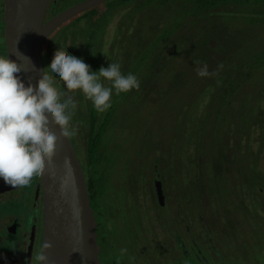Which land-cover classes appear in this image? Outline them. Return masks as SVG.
<instances>
[{
    "label": "trees",
    "instance_id": "1",
    "mask_svg": "<svg viewBox=\"0 0 264 264\" xmlns=\"http://www.w3.org/2000/svg\"><path fill=\"white\" fill-rule=\"evenodd\" d=\"M76 3L65 6L61 0H57L56 3L52 0L51 7L55 13H59ZM102 5L104 6H98L99 8L96 7L81 15L90 19L88 23L93 35L76 38L72 30L80 31L77 21L71 28L64 29V34L58 39H54L57 36L48 39L42 58L44 68L50 66L54 53L59 47L82 58L94 72H98L101 66L107 68L110 63H119L124 74L132 73L140 80L139 90L113 95V103L116 101V105L120 106L126 103H145L148 99H154L153 96H159L161 92L164 99L171 101L173 99L169 90L180 76L187 78L190 74L189 70L197 67L195 60L206 63L209 71H214L218 65L223 64L224 67L217 76L202 78L204 79L202 82L188 78L185 82L190 83V90L183 85L172 90L176 95L182 91L185 101L176 111L178 120H175L170 128L172 132L168 130L173 137L169 146L173 149L178 148V152L173 153V156L191 163L193 169V172L184 173L183 184H191L197 192V218L208 226L207 232H202L201 227H198V234H201V238L198 235L199 239L208 237V243L212 246L210 239L219 240L218 233L216 235L215 232L216 227H220L221 234L227 231L225 220L221 222V218L225 216H219L217 212L224 213L225 208L227 212L230 211L225 195L227 192H233L232 189H235L239 202V205H235V213H233V217L236 218L234 226L241 233L253 232L258 221L264 223V172L260 173L257 170L254 161L258 156L252 154L255 134L253 129L260 128L262 133L259 135V140L264 143V49L258 47L264 31V0H112ZM135 5L140 6L136 11L133 8ZM179 6L181 9L178 12ZM128 7L130 10L125 18L127 24L123 27L118 26L116 33L111 35L107 29L112 17ZM149 7L151 11L148 10ZM164 8L169 9L166 15L162 13ZM1 19L3 23L0 39H3V49L0 50L6 57L5 23L4 18L0 16ZM242 21L248 25L238 24H243ZM67 24L62 28H66ZM236 40L238 42L241 40V43L236 44L240 46L235 47ZM106 42H111L110 48H112L108 55H105ZM248 47H255L254 50L260 48L263 52L250 55L247 51ZM205 49L214 56L212 60L200 55ZM130 51L132 55L128 62L133 66L131 70L125 71L119 57L127 58ZM222 56L225 58L222 59ZM49 74L54 75L51 72ZM59 79L57 74L56 87L65 91L66 85ZM147 82L150 85H147ZM103 83L105 86H110V82L106 80ZM203 83L206 84L199 87ZM155 85H158L156 91ZM153 91L155 92L152 93ZM208 95H210L209 100L203 106L202 100ZM246 100L252 102L249 111L252 116L251 125L242 130L227 129L230 116L236 115L237 110L242 112L241 106ZM112 111L113 106L105 115L101 116L98 112L91 119L87 152L95 165L101 164L104 157L99 148L103 135L96 128L98 125L104 126L105 122L112 118ZM238 116L244 115L239 113ZM244 143L249 148V152L243 148ZM246 155L250 159L249 168L237 171V165L240 166L245 162L237 159ZM249 171L247 178H243L247 181L246 184L236 177L237 174H246ZM95 173L97 172L91 174L87 181L90 197L93 195V198L100 195L96 183L92 186ZM158 173L164 180L163 172L158 171ZM257 173L260 174L258 177ZM250 178L259 181L257 186L260 189L254 188L246 192V189L251 187ZM187 179L191 181L188 182ZM168 181L172 182V179L169 178ZM257 190H260V194L254 195L258 193ZM244 197H250L251 202L261 203L257 209L249 208L244 202ZM204 206L215 214L212 222L208 220L207 213H198ZM258 209H262L263 212H259ZM93 212L98 228L101 224L94 208ZM214 229L215 233H213ZM244 239L251 242L249 234L245 235ZM228 240L226 249L230 252ZM232 242H234L233 238ZM263 249L264 245H262V254H264ZM202 252L208 259L206 252ZM197 257H201V253H197ZM221 258L223 262L227 260L224 250Z\"/></svg>",
    "mask_w": 264,
    "mask_h": 264
},
{
    "label": "rangeland",
    "instance_id": "2",
    "mask_svg": "<svg viewBox=\"0 0 264 264\" xmlns=\"http://www.w3.org/2000/svg\"><path fill=\"white\" fill-rule=\"evenodd\" d=\"M61 1L65 6H69L76 3L78 0ZM3 2L4 0H0V12H2L0 13V16L2 18H4L2 8L4 6ZM103 6L104 5L99 7ZM133 8H135L136 11L140 6L135 5ZM177 9L179 12L181 7L179 6ZM103 10L104 9H102V11ZM129 10L130 7L118 11L117 14L112 17L111 23L107 29L111 35L116 33L118 26L123 27L127 24L125 18L126 13ZM148 10L151 11V7H149ZM162 13L165 15L168 14L169 9L164 8ZM88 20L90 19L84 17L76 20V22L78 21V30H80L78 32L72 30L73 35L76 38H79V36L84 38L93 35L91 34ZM76 22L67 24L68 28L66 26V28L61 27L52 34L50 38L57 36L54 39H58L59 36L61 37L64 34V29L71 28ZM242 22L243 24H238L242 26L248 25L244 21ZM2 23L3 20L1 19L0 36H2ZM107 40L109 39L107 38ZM2 43L3 39H0V49L3 47ZM239 43H241V40L239 42L237 40L234 42L235 45ZM110 46L111 42H108L105 48L107 54L105 55H108V53L112 51ZM237 46L240 45H236L235 47ZM115 47L117 48L118 46ZM258 47L264 49V31L261 34ZM260 48L254 50L255 47H248L247 51L250 55H253L256 52H263ZM0 54L5 57L1 50ZM102 55L104 56L103 53ZM131 55L132 53L130 51L128 52L127 58L119 57L120 62L124 65L123 68L125 71L131 70L133 66V64L131 65V63H129ZM200 55H204L209 60L214 58L208 49H205ZM224 58L225 56H222V59ZM169 72L168 74H170ZM189 73L190 74L187 78L180 76V79L172 85V88L169 90L170 97L173 99L171 101L164 99L162 92L159 96H153L155 97L154 99H148L147 102H143L142 104L126 103L119 106L118 104L116 105V101L114 103L113 100L111 101L113 106L112 118L106 121L104 126L100 127L98 125L96 128L97 130H100L103 135L99 148L103 152L104 157L99 165H95L91 162L90 156L87 152L89 138L88 130L92 116L94 114L97 115L98 111L95 109L92 102L84 96L82 91L69 93V95H72L77 102V109L73 118V123H76L78 126V134L73 137V141L78 149L77 152L84 169L86 180L88 181L90 175L97 172L92 179V186L96 183V188L98 189L97 192H100V195L94 198L92 195L91 198L95 214L101 224V226L97 228L99 243L102 246H108L107 253L118 254L116 258H110L109 260L102 257L103 264L125 263L124 255H120V249L127 248L128 251L126 254H135L138 251L136 250L135 253L133 251L139 245V249L144 250L145 241L147 240L148 242H153L152 246H154V248L152 249V255L154 263L167 264L169 259L165 254L167 253L168 255L173 256V250H178V242L174 241L173 244L171 242L173 235L182 237L183 241L186 242L187 247H189V244H191V238L189 240L187 234L191 232L192 234L197 233V242L208 255V263L210 264H230V260L231 264H244V259H251L254 261V264H264V254H262V245H264V223L258 221L255 230L247 233L251 237V242L244 239V236L247 234L236 230V226H234L236 218L233 217V213H235V205H239V202L238 196L234 192L235 189H232L233 192H227L225 195L226 203L230 205V211L227 212V209L225 208L224 213L220 211L217 212L219 216H225V218H221V222L225 220L227 231L221 234L220 227H216V231L214 229L213 233L216 232V235L218 233L217 237L219 240L214 239L215 241L212 242V246L208 243V237H205L207 240L205 238L199 239V236L201 238V234H198V227H201L202 232H207L208 226L204 224L203 221H198L197 218V192L193 189L191 184H183L184 173L193 172V169L191 168V163L183 161L182 159H176L173 156V153L178 152V148L173 149L169 146L173 138L171 136L172 130H170V128L174 125L175 120H178V114L176 111L179 106H182L183 101H185L182 91L176 95V92H172V90L178 88L180 85L181 87L183 85L184 88L190 90V83L185 82L188 78L197 80V82H202L204 80L197 75L196 68L191 69V71L189 70ZM205 84L206 83L200 84L199 87ZM147 85H150V83L147 82ZM154 88L156 91L158 85H155ZM65 92H67V89ZM209 97L210 95L202 100L203 106L209 100ZM251 104L252 102L249 100L243 102L241 106L242 112H238L237 110L235 111L236 115L230 116L227 129L242 130L244 127L247 128L251 125L250 120L252 119V116L249 113ZM115 105L116 108L114 109ZM108 111L109 109L106 112H100L99 115L103 116ZM239 113H242L244 116L239 117ZM253 130L255 131V134L253 136L252 154L255 157L258 156L254 161L256 163H253L258 167L257 170L260 173H263L264 143L259 140V135L262 132L259 127ZM243 148L249 152V148L246 147L245 143ZM237 160L240 162L245 161L240 166L237 165V171H244L249 168L250 159L248 158V155ZM252 167L254 168L255 166ZM158 171L160 173L163 172L165 176L164 180L158 176ZM249 174L250 171L246 174H237L236 177L240 179V182L246 184L247 181H244L243 178H247ZM259 175L260 174L257 173V177ZM158 177L165 187L164 193L166 192V198L164 202H167L166 206H164V203H162L159 198H156V194L153 192L154 179H157ZM169 178L172 179V182L168 181ZM251 179L253 180L251 181ZM37 180L39 182L38 176H34L31 181L33 182ZM187 181L189 182L191 180L187 179ZM258 182L259 181H256V179L250 178L249 184L251 187L246 189V192L247 190L259 188L257 186ZM257 192L258 193H254V195L260 194V190H257ZM31 194L32 192L30 195ZM19 199L17 198L19 201L15 200L13 203L10 201L7 203L0 202V225L4 224V220L7 218L6 216H9L8 214L14 216H19L23 213L29 214L26 209L30 202L22 199V197ZM250 200V197H244V202L249 208L257 209L261 202H251ZM258 210H260L259 212H263L262 209ZM33 213L34 212L31 213V219ZM198 213H207V218L211 222L215 219V214L205 206ZM150 225H154V230L151 229ZM231 237L235 243L232 242ZM6 238L12 243L15 242L14 236L8 235ZM227 240L230 247L229 254L226 249ZM6 246L7 244L1 241L0 264H21L18 260L20 256H17L16 250L12 251L5 248ZM223 250L226 256H228V259L225 262H220L217 255H221ZM120 258L122 262L120 261ZM187 264L190 263L187 262ZM249 264L253 263L250 261Z\"/></svg>",
    "mask_w": 264,
    "mask_h": 264
},
{
    "label": "clouds",
    "instance_id": "3",
    "mask_svg": "<svg viewBox=\"0 0 264 264\" xmlns=\"http://www.w3.org/2000/svg\"><path fill=\"white\" fill-rule=\"evenodd\" d=\"M48 38L51 39L50 35ZM8 57L0 56V177L13 188L28 186L34 176L43 175L51 165L58 144V136L51 125L58 126L60 135L67 139L78 134V126L73 123L77 102L69 93L82 91L95 109L103 113L111 108L114 94L140 88L138 77L124 74L119 63H110L107 68L101 66L94 72L82 58L63 47L55 51L38 83L25 86L17 75L24 72V68ZM194 63L201 78L217 76L224 67L220 64L216 70L209 71L206 63L200 60ZM57 74L67 92L56 87ZM104 80L110 82V86H105ZM51 248L50 242L43 243L33 252L31 264H48L46 252ZM127 251L121 248L120 255Z\"/></svg>",
    "mask_w": 264,
    "mask_h": 264
},
{
    "label": "water",
    "instance_id": "4",
    "mask_svg": "<svg viewBox=\"0 0 264 264\" xmlns=\"http://www.w3.org/2000/svg\"><path fill=\"white\" fill-rule=\"evenodd\" d=\"M51 0H4V40L7 56L20 63L17 75L28 86L36 85L42 70L43 47L58 29L82 14L112 0H84L50 17ZM28 58V59H27ZM58 136L57 149L47 171L39 176L43 195L42 239L52 244L46 252L48 264H102L97 223L91 205L88 183L76 146ZM69 163H65V161ZM160 180L156 181L160 200H165ZM3 187V189H1ZM15 188L0 177V194Z\"/></svg>",
    "mask_w": 264,
    "mask_h": 264
},
{
    "label": "flooded vegetation",
    "instance_id": "5",
    "mask_svg": "<svg viewBox=\"0 0 264 264\" xmlns=\"http://www.w3.org/2000/svg\"><path fill=\"white\" fill-rule=\"evenodd\" d=\"M82 1H84V0H81L80 2H82ZM51 2H52V0L50 1V4H49L48 13H49L50 17H53V16L57 15L58 13H55V10L51 7ZM56 2H57V0H53V3H56ZM78 18H80V16L73 19L72 21L68 22V24L76 22V20ZM44 46H45V44H44ZM43 52H44V47H43ZM42 58H43V56H42ZM72 140H73V138H72ZM38 179H39V176H38ZM155 180L158 181L159 177L157 179H154V184H153V192H154V194H156V198H159L158 189H157ZM160 182L162 184L160 189L163 191V196H165V193H166V192L164 193L165 187L163 186V183L161 180H160ZM38 184H39L38 180L33 181V182L31 181L28 186L17 187L13 190H8L7 192L0 194V202H3V203H7L8 201L13 203V201L17 200V198L19 199L20 197H22V199L28 200L30 202L29 206L26 209V211L29 214L23 213L19 216H17V215L14 216V215L8 214L9 216H6L7 218L4 220V224L0 225V239H2V240H0V243H1V241H3L7 244V246L5 248H8L12 251L16 250L17 256H20L18 260L21 262V264H31L33 252L38 251L40 249L39 246L41 245V239H42V236H41V233H42L41 208H42L43 195H42L41 188L37 187ZM1 189H3V187ZM31 192H32V194L30 195ZM165 198H166V196H165ZM19 200H17V201H19ZM161 201H162V203H164V206L167 205V202H163V200H161ZM32 212H34V213H33L32 219H31V213ZM35 218H36V220H35ZM150 227L152 230H154V225H150ZM8 235L15 237L14 243L10 242L6 238ZM187 237L189 240L191 238V240H190L191 244H189L190 248L187 247L186 242L183 241L182 237H178L176 235H173L171 242H172V244L174 241L178 242V250H175V249L173 250L174 251L173 256L168 255L167 253L165 254L167 256V258L169 259L167 264H187V262L190 264H210V263H208L209 262L208 259L206 258V256L202 252L203 248H201V246L197 242V233L192 234V232H191V233L187 234ZM210 241L212 244L213 240L210 239ZM152 243H153L152 241L148 242V240H147V241H145L144 250H140L139 249L140 245H139L133 251L135 253V251L137 250L138 251L137 253L125 254L124 255L125 263H123V264H155L154 259H153V255H152V249L154 248V246H152ZM100 248H101V260H102V257H105L106 260H109L110 258H116V256H118V254L107 253L108 252V246H106V245H104V246L100 245ZM214 249H215V247H214ZM197 253H201V257H197ZM227 253L229 254L230 252H227ZM14 256H15V253H14ZM214 256L216 257L215 254H214ZM221 256H222V254L217 255V258H219L220 262H223L222 258L220 259ZM132 257H134L135 259L134 260L131 259ZM226 258L228 259V256H226ZM120 261L122 262L121 258H120ZM244 261H245L244 264H249L250 261L254 264V261L251 259H244ZM114 263H116V262H114ZM102 264H103V262H102ZM230 264H231V260H230Z\"/></svg>",
    "mask_w": 264,
    "mask_h": 264
}]
</instances>
